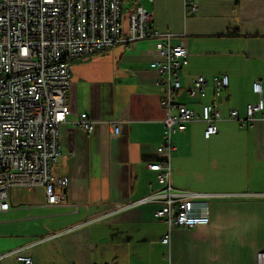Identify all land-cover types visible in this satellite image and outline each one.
<instances>
[{
    "label": "crops",
    "instance_id": "0c3cea01",
    "mask_svg": "<svg viewBox=\"0 0 264 264\" xmlns=\"http://www.w3.org/2000/svg\"><path fill=\"white\" fill-rule=\"evenodd\" d=\"M188 15L185 0H122L128 16L143 5L153 24L176 34L189 53L180 74L177 100L201 113L205 102L221 110L218 133L206 138V124L188 123L174 135V189L208 194L210 223L175 227L171 244L162 242L167 223L155 216L159 202L139 203L161 190L157 173L164 140L165 110L157 41L118 43L72 60L68 90L69 122L59 127L61 155L52 164L61 196L49 203L43 186L10 189V209L0 212V264H258L264 248V119L244 125L230 119L232 109L246 116L249 103L264 99V0H195ZM128 24H124L125 35ZM229 76V87L213 91L214 77ZM204 75L206 97H191L185 88ZM96 122L93 132L71 122ZM118 120L116 128L108 122Z\"/></svg>",
    "mask_w": 264,
    "mask_h": 264
},
{
    "label": "built area",
    "instance_id": "2783aa9c",
    "mask_svg": "<svg viewBox=\"0 0 264 264\" xmlns=\"http://www.w3.org/2000/svg\"><path fill=\"white\" fill-rule=\"evenodd\" d=\"M185 8L188 15L198 11L195 0H185ZM175 38V33L154 26L153 14L143 5L126 16L122 0H0V212L10 209V189L14 186H43L48 202L58 203L61 196L55 186L70 182L68 177L54 182L51 168L61 155L59 127L69 122L71 113L68 90L72 60L118 43L154 39L158 58L150 65L160 77L165 118L164 140L157 148L160 158L151 162L149 169L157 173L163 187L139 203H160L155 216L168 225V233L162 237L167 245L171 244L173 228L209 224L208 194L178 191L172 186L174 135L185 130L188 123L202 121L206 124L205 137L210 138L218 133L222 114L213 102L203 103L202 112L197 113L177 100L183 88L180 74L189 50L183 42L175 43ZM229 84L227 74L215 76L214 94L221 95ZM253 89L260 96L259 101L249 103L243 117L232 109L230 119L242 125L258 119L264 111L260 80L254 82ZM185 90L191 97H206L207 78L197 77ZM71 123L89 132L96 127V122L86 117ZM108 124L116 128L119 121ZM257 258L258 264H264V248ZM17 259L33 264L30 256L19 254Z\"/></svg>",
    "mask_w": 264,
    "mask_h": 264
},
{
    "label": "rangeland",
    "instance_id": "374dc122",
    "mask_svg": "<svg viewBox=\"0 0 264 264\" xmlns=\"http://www.w3.org/2000/svg\"><path fill=\"white\" fill-rule=\"evenodd\" d=\"M125 24H128V20L127 19L125 20Z\"/></svg>",
    "mask_w": 264,
    "mask_h": 264
}]
</instances>
